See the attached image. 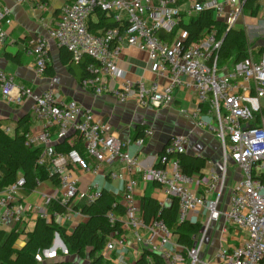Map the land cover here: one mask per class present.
<instances>
[{
  "label": "built area",
  "instance_id": "built-area-1",
  "mask_svg": "<svg viewBox=\"0 0 264 264\" xmlns=\"http://www.w3.org/2000/svg\"><path fill=\"white\" fill-rule=\"evenodd\" d=\"M245 1L195 0L191 11L198 14L212 9L226 17L228 27H232ZM17 2H33L40 8L45 5L44 0ZM12 11L10 6L0 5L1 45L7 42V27L13 24ZM98 11L112 15L120 25L91 30L89 22ZM180 17L178 0H72L61 7L56 24L49 27L46 35L30 41L28 52L34 57L33 71L37 76L46 73L51 41L67 48L77 62L89 57L88 75L80 82L83 89L95 96L113 93L120 102L137 97L144 108L170 106L180 87H193L198 93V105L192 116L199 127L214 132L221 141V170L193 176L183 172L178 156L187 153L190 144L187 134L171 136L159 155V163L142 167L128 152L129 142L114 136L108 125L99 121L91 110L74 99H61L54 87L55 79L43 92H36L30 86L17 83L11 72L0 68V93L5 101L22 105L32 100V112L40 121L41 129L27 132L26 144L42 146L37 162L48 166L49 175L57 178L55 183L59 188L54 195H44L43 202L31 206L19 196V191L25 187V179L20 176L14 184L0 190V227L9 222L22 223L32 210L47 221L71 218L79 203H94L103 189L99 182H91L82 189L75 171L100 176L102 165L106 163L115 167L108 174L110 178L125 181L122 197L113 203V208L122 204L125 213L118 216L110 210L108 220L112 224L122 221L123 230L131 231L144 249L160 253L172 262L179 260L180 255L167 248L172 243L173 233L164 220L158 218L147 223L142 215L136 198L138 180L133 177L137 172L142 181L157 183L167 200L178 201L179 221L189 219L193 212L206 213L195 245L192 248L183 246L191 264H264V106L248 96L254 93L258 99H264V52L258 60L249 54L233 68L220 72L216 52L222 39L217 38L216 30L199 43L190 45L184 44L185 37L177 35L170 42L161 36V32H172ZM126 46L146 51L156 63L157 78L150 88L136 87L124 78L117 61ZM159 77L167 81L160 83ZM113 79H118L117 87L111 86ZM2 129L7 133L13 131L8 126ZM153 133L152 129H145L143 136L136 138L134 143L141 148ZM71 134L80 137L84 154L75 146L68 151L57 148V144ZM230 163L237 167L239 176L231 173ZM232 179L235 182L231 186ZM199 186L203 189L201 192L197 191ZM55 200L66 207L64 213L50 208ZM164 204L159 203L161 210ZM220 220L225 226L223 231L233 226L245 237L232 247L221 246L212 258L201 259L210 227ZM56 236L60 235L56 233ZM123 237L118 243L109 241L107 249L113 252L120 246L123 250L126 247ZM50 249L43 252L48 253ZM147 261V264H167L155 263L150 256ZM116 262L127 264L122 253Z\"/></svg>",
  "mask_w": 264,
  "mask_h": 264
},
{
  "label": "crops",
  "instance_id": "crops-1",
  "mask_svg": "<svg viewBox=\"0 0 264 264\" xmlns=\"http://www.w3.org/2000/svg\"><path fill=\"white\" fill-rule=\"evenodd\" d=\"M71 1L44 0V7L40 8L33 2L18 3L17 0H0V5H8L13 10V24L7 27V42L5 45L0 44V68L11 72L17 83L30 86L36 92H43L52 85V81L55 79L54 87L57 89L61 99L65 101L74 99L84 108L91 110L99 121L108 125L109 131L114 136L129 142L127 147L128 152L137 158L142 167L154 166L159 163V155L163 152L171 136L187 134L190 137L187 153L208 159L202 173L206 175L213 171L219 172L222 168L223 158L221 141L214 132L201 128L196 124L192 113L198 105V93L193 87H180L175 93L173 103L170 106L160 108H144L140 105L137 97L126 102H120L113 93L95 96L91 91L85 90L81 86L80 82L84 71L80 67H75L74 71H71L69 66L62 61L61 47L54 41L50 43L49 65L45 75L37 76L35 74L33 71L34 57L28 52L30 41L40 35H46L49 27L56 24L61 7L66 2ZM193 1L195 0H178V5L181 9V20L189 22L193 17L197 16L196 13L191 11ZM256 1L259 4V9L256 13L246 10L244 4H242L243 7L241 6L239 18L233 26L245 30L249 53L254 60H258L260 54L264 52V0ZM214 17L226 21V17L223 15L215 13ZM93 19L96 22L98 21L94 16ZM225 26V24H222L218 29ZM178 36H185L182 29L178 30ZM117 63L124 78L132 81L136 87L141 85L148 89L157 78L156 63L149 58L148 53L144 50L126 46L122 49ZM224 71H228V69L225 68ZM159 81L160 83H165L167 79L159 77ZM110 84L112 87H117L119 81L118 79H113ZM245 95L247 96L248 94ZM248 96H251L254 101H258L264 106L263 98L258 99L254 93ZM26 114L31 115L30 131H39L41 123L32 112V100L29 99L22 105H11L5 101L0 93V119H5L3 121L4 126L11 127L14 131L18 119ZM144 127L152 129L154 133L152 136L147 137L145 144L139 148L134 143V140ZM63 142L75 147L82 145V141L77 134H71ZM231 165V173L236 177L239 176L237 167L233 164ZM114 168L113 165L104 163L100 176L76 170L75 177L78 179L82 189H85L91 182H99L102 188H107L116 198L120 199L124 192L125 181L109 177V172ZM133 177L138 180L136 198L142 208L145 198L149 196L157 199L159 203L165 202V206L172 204L171 200L166 199L159 185L153 182L142 181L139 172L133 174ZM234 182L235 180L232 179L230 182L231 186L234 185ZM196 188L198 192L203 190L200 186ZM58 189L56 183L47 178L40 180L37 187L33 190L25 187L22 188L19 191V196L24 203L33 206L36 203L43 202L44 195H54ZM228 194L229 191L227 190L225 196L227 197ZM81 206L75 208V213L72 214L71 218L55 222L65 226L68 233H72L79 223L88 220V215L78 212L81 211ZM38 218L40 217L32 210L28 212L22 223L14 225L9 222L2 225L0 229L10 232L16 228L18 231H21L22 234L16 243V247L19 248L27 238L24 231H32ZM205 219L206 213L193 212L188 220L203 223ZM223 224V220L212 223L210 235H208L205 246L201 250V259H210L221 246L232 247L239 244L245 237L243 232L233 226L226 227V230L223 231V228H225ZM122 236L126 240V247L121 250L122 248L118 246L113 252L109 251L107 243L111 240H115L118 243L122 239ZM197 238H195V241H197ZM107 243L100 252L103 255L104 264H117L116 259L121 253L127 264H137L144 251L143 246L136 242L132 232L129 230H125L122 234H111L108 237ZM167 248L175 250L180 256L178 262H172L171 259L163 257L165 263L191 264V258L186 249L177 242V237L174 234L172 236V243ZM73 254L84 258L82 261L90 260L91 264H93L92 259L88 256L81 257L76 253ZM56 261H70L74 264H83L75 262L72 257L69 259H50L46 263Z\"/></svg>",
  "mask_w": 264,
  "mask_h": 264
},
{
  "label": "trees",
  "instance_id": "trees-1",
  "mask_svg": "<svg viewBox=\"0 0 264 264\" xmlns=\"http://www.w3.org/2000/svg\"><path fill=\"white\" fill-rule=\"evenodd\" d=\"M244 8L256 13L259 4L256 0H246ZM215 11L205 9L193 17L189 22L180 19L178 25L172 32L163 33L168 41L172 42L178 35V30L184 32V44H197L212 30L217 31V38L222 39V45L216 52L218 55V66L220 72L231 69L237 63L243 61L249 56L247 36L244 29L228 27L224 20L214 17ZM97 22L91 18L89 24L90 29L105 30L109 27L119 26L120 23L115 21L112 15L98 11L94 16ZM222 24L226 26L219 28ZM62 61L69 66L71 71L75 67H80L84 71L81 79L88 75L87 64L91 60L85 57L77 62L73 59L72 53L65 47H61ZM5 119H0V190H3L14 184L20 175L25 179V188L33 190L38 185V180L51 179L58 182L56 177L49 175L48 166L37 162L42 146H28L26 144L25 134L30 131L31 115L26 114L18 119L17 126L12 133H7L4 126ZM137 134V137L143 136L144 130ZM72 146L65 142L57 144L58 149L68 151ZM83 154L82 145L76 146ZM184 173L188 175H203L202 170L206 167L208 159L201 156H194L188 153L178 156ZM157 184V183H155ZM158 185V184H157ZM107 188L102 189L101 196L92 204L82 202L81 212L88 215V220L77 225L72 233H68L66 227L55 221H47L38 218L34 229L30 232L24 231L27 238L21 247H16L21 231L14 228L7 232L0 229V264H40L37 260L38 256L53 245L56 233L64 238V242L71 253L84 257L88 256L92 259L93 264H104L103 255L100 252L104 249L108 237L113 234H122V221L115 224L109 222L107 213L113 210L118 216L125 213L124 206L119 204L113 208V203L117 200ZM50 208L58 209L61 212L66 211V207H62L58 201H54ZM179 205L174 199L170 206H165L162 210L159 202L154 197H146L142 208V215L147 223H153L156 219H163L172 233L177 237V242L185 248H192L199 236L202 223L193 220L179 221L178 218ZM147 256H150L155 263H165L163 256L147 248L144 249L142 257L137 264H147ZM46 264H74L70 261H56Z\"/></svg>",
  "mask_w": 264,
  "mask_h": 264
},
{
  "label": "rangeland",
  "instance_id": "rangeland-1",
  "mask_svg": "<svg viewBox=\"0 0 264 264\" xmlns=\"http://www.w3.org/2000/svg\"><path fill=\"white\" fill-rule=\"evenodd\" d=\"M231 164L232 163H230V165ZM231 166H229L230 170H232ZM80 187H81V185H80ZM190 215H191V213L189 214V217H190ZM225 245H227V243H225ZM53 246L54 247H52V249H50V251L48 253H45V252L41 253L40 258L37 259L40 264H44V263H46L47 260H50V259H53V260L59 259V258H65V259L67 258V259H69L70 257H72L75 262H80V263H83V264H91L90 260L82 261V259H84V258L77 257L76 255L71 253L68 250V248H67V246H66V244L64 242V238L62 236H59V237L55 236V239H54V242H53Z\"/></svg>",
  "mask_w": 264,
  "mask_h": 264
},
{
  "label": "water",
  "instance_id": "water-1",
  "mask_svg": "<svg viewBox=\"0 0 264 264\" xmlns=\"http://www.w3.org/2000/svg\"><path fill=\"white\" fill-rule=\"evenodd\" d=\"M242 7H243V5H242Z\"/></svg>",
  "mask_w": 264,
  "mask_h": 264
}]
</instances>
